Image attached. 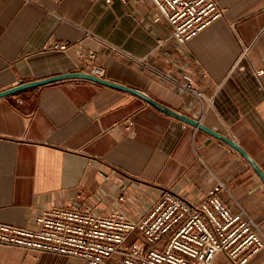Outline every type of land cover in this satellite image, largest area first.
<instances>
[{"label": "crops", "instance_id": "1", "mask_svg": "<svg viewBox=\"0 0 264 264\" xmlns=\"http://www.w3.org/2000/svg\"><path fill=\"white\" fill-rule=\"evenodd\" d=\"M218 1L224 15L181 44L167 19L155 21L152 0H0V93H9L0 96L1 223L37 228L55 205L107 212L120 194L150 205L164 189L197 201L221 179L231 191L223 199L264 230V182L211 132L264 172V0ZM90 64L209 131L194 134L192 123L91 80L38 85ZM190 79L212 97L205 108L176 84ZM0 264L84 263L0 244ZM212 264L229 263L219 253ZM247 264H264V250Z\"/></svg>", "mask_w": 264, "mask_h": 264}, {"label": "built area", "instance_id": "2", "mask_svg": "<svg viewBox=\"0 0 264 264\" xmlns=\"http://www.w3.org/2000/svg\"><path fill=\"white\" fill-rule=\"evenodd\" d=\"M152 1L159 11L155 21L167 19L171 37L181 44L224 15L218 0ZM54 47L68 45L54 43ZM89 57L94 60L96 55ZM90 66L88 73L104 76L103 67ZM176 84L204 108L212 100L192 79ZM199 130L194 127V134ZM223 192L231 195L219 179L197 201L164 189L150 205L120 194L121 207L107 212L88 205H55L38 215L37 228L0 222V244L78 257L84 264H212L219 253L229 264H247L264 250V230L245 207L239 204L238 210L233 209Z\"/></svg>", "mask_w": 264, "mask_h": 264}, {"label": "water", "instance_id": "3", "mask_svg": "<svg viewBox=\"0 0 264 264\" xmlns=\"http://www.w3.org/2000/svg\"><path fill=\"white\" fill-rule=\"evenodd\" d=\"M69 78H76V79H86V80H91L103 85H108V86H112V87H117L120 89H124L127 90L131 93H134L135 95H138L140 97H142L143 99H145L148 103H150L151 105H153L154 107L160 109L161 111L168 113L182 121L185 122H190L192 123L195 127H198L199 129H205L208 130L206 127H204L202 125V123L193 120L192 118L188 117L187 115L167 106L164 105L163 103L157 101L156 99L152 98L151 96H149L148 94L135 89V88H131L129 86H125L116 82H112L106 78L103 77H98L95 75H92L90 73H73V74H68V75H64L61 77H57V78H52V79H48L45 81H40L38 83V85L40 84H44V83H50V82H54V81H59V80H63V79H69ZM12 93V92H10ZM9 93H0V96H5ZM213 132L214 135H216L217 137L221 138L222 140H224L225 142H227L229 145H231L232 147H234L238 152H240L248 161L249 163L254 167V169L256 170V172L258 173V175L260 176V178L262 179V181L264 182V172L262 171L261 167L258 165V163L256 162V160L254 158H252L238 143H236L234 140H232L231 138L226 137L225 135H222L220 133Z\"/></svg>", "mask_w": 264, "mask_h": 264}]
</instances>
